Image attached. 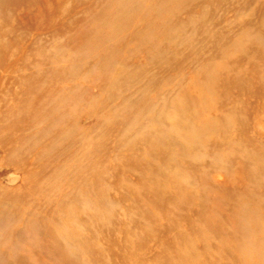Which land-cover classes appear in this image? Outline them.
I'll return each mask as SVG.
<instances>
[{
	"label": "rangeland",
	"instance_id": "1",
	"mask_svg": "<svg viewBox=\"0 0 264 264\" xmlns=\"http://www.w3.org/2000/svg\"><path fill=\"white\" fill-rule=\"evenodd\" d=\"M0 264H264V0H0Z\"/></svg>",
	"mask_w": 264,
	"mask_h": 264
},
{
	"label": "bare ground",
	"instance_id": "2",
	"mask_svg": "<svg viewBox=\"0 0 264 264\" xmlns=\"http://www.w3.org/2000/svg\"><path fill=\"white\" fill-rule=\"evenodd\" d=\"M56 119V118H55ZM57 133V132H56ZM58 135V134H57ZM53 137H54V135H53ZM46 226V225H45ZM193 263V262H192Z\"/></svg>",
	"mask_w": 264,
	"mask_h": 264
}]
</instances>
